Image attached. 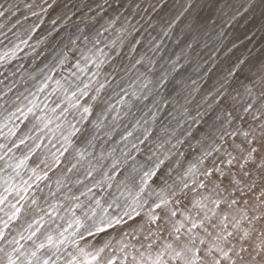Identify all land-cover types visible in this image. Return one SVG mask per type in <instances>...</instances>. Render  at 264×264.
Masks as SVG:
<instances>
[{"label":"clouds","instance_id":"9594fccd","mask_svg":"<svg viewBox=\"0 0 264 264\" xmlns=\"http://www.w3.org/2000/svg\"><path fill=\"white\" fill-rule=\"evenodd\" d=\"M0 264H264V0H0Z\"/></svg>","mask_w":264,"mask_h":264}]
</instances>
